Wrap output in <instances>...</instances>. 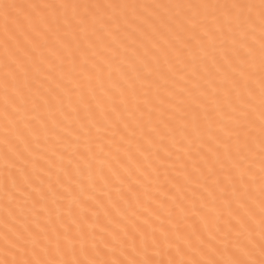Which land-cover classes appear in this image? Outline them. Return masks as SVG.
I'll list each match as a JSON object with an SVG mask.
<instances>
[{
	"label": "snow or ice",
	"instance_id": "snow-or-ice-1",
	"mask_svg": "<svg viewBox=\"0 0 264 264\" xmlns=\"http://www.w3.org/2000/svg\"><path fill=\"white\" fill-rule=\"evenodd\" d=\"M0 264H264V0H0Z\"/></svg>",
	"mask_w": 264,
	"mask_h": 264
}]
</instances>
